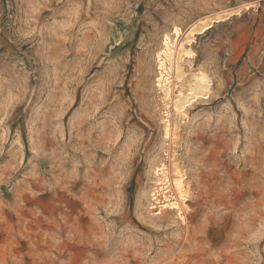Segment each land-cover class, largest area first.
<instances>
[{
	"label": "rangeland",
	"instance_id": "obj_1",
	"mask_svg": "<svg viewBox=\"0 0 264 264\" xmlns=\"http://www.w3.org/2000/svg\"><path fill=\"white\" fill-rule=\"evenodd\" d=\"M243 3L194 45L214 91L182 228L147 207L168 148L148 48ZM0 264H264V0H0Z\"/></svg>",
	"mask_w": 264,
	"mask_h": 264
},
{
	"label": "bare ground",
	"instance_id": "obj_2",
	"mask_svg": "<svg viewBox=\"0 0 264 264\" xmlns=\"http://www.w3.org/2000/svg\"><path fill=\"white\" fill-rule=\"evenodd\" d=\"M258 3H243L226 9L211 10L187 24L173 23L164 30L158 44L148 48L154 64L153 88L160 107V128L167 144L161 157L155 158L150 167L147 207L156 219L171 215L182 228H186L194 195L192 177L185 163L184 134L190 124V107L208 100L214 83L207 69L195 64L197 53L194 45L217 24L258 8ZM252 10V11H253ZM163 200V202L161 201ZM186 242V241H185Z\"/></svg>",
	"mask_w": 264,
	"mask_h": 264
}]
</instances>
